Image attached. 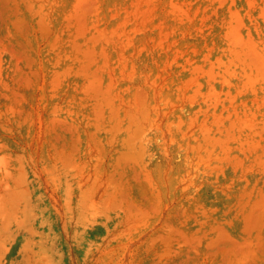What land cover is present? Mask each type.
<instances>
[{
    "label": "rangeland",
    "instance_id": "1",
    "mask_svg": "<svg viewBox=\"0 0 264 264\" xmlns=\"http://www.w3.org/2000/svg\"><path fill=\"white\" fill-rule=\"evenodd\" d=\"M0 264H264V0H0Z\"/></svg>",
    "mask_w": 264,
    "mask_h": 264
}]
</instances>
